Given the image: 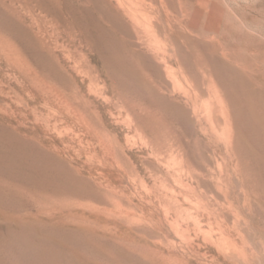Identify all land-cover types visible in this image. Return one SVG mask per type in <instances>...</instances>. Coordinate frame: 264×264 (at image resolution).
Listing matches in <instances>:
<instances>
[{"label":"bare ground","instance_id":"bare-ground-1","mask_svg":"<svg viewBox=\"0 0 264 264\" xmlns=\"http://www.w3.org/2000/svg\"><path fill=\"white\" fill-rule=\"evenodd\" d=\"M101 1L103 2V0ZM104 1L109 5L116 3V9L122 11L123 16L129 19L131 23L123 24L121 23V20H116L117 17L114 16L112 11H108V16L102 15L101 10L99 9L100 7L98 8V6H96L98 10L95 12L97 13V16H99V22L97 23V19V21L93 23L97 25L96 29L98 30H100V27L101 29L102 27L104 28L103 34L106 40L101 41L102 48L98 45L95 46V44L88 45V51L91 59L89 57L87 63H91V61H93V57L97 60V62L102 64L100 74L105 79L104 82L107 92L118 91L119 94L135 93V95H140L144 88H153L155 83V80H153L154 78L160 79L159 75H155V73L147 74L145 69L138 68L142 75H140L139 78L141 77L143 82H141V80L137 77L140 80L138 83L135 81L136 84H134V81H132L134 83L129 81L131 82L129 84L124 81V71H117L114 73L115 70L112 71L114 66L112 65V69L110 64L111 61H109V59L115 57H113L114 55L111 51L109 52V50L106 51L111 53L112 56L110 57L107 55L110 57L109 58L105 55V49H108L105 46L110 44L111 47V44L115 42V37L113 36V38L110 36V32L112 35H116L121 39L119 42L121 43L119 54L123 52V54L127 55V58L134 59L136 55H139L135 49L146 48L150 54V56L145 59L149 63V71L151 72V70L155 69L159 71L158 67H165L164 70L166 72V76L168 79L173 80L172 83L174 85H176L178 80H175L176 71L174 72L172 70L170 64L175 63L182 71L186 70V72L192 74L194 85H192V89L190 88L192 90L191 93L187 94L188 97H185L187 100L186 105H190V110L194 116H197L198 110L200 109L198 106V97L200 96H198L199 93L197 94V91L200 90V85L197 78L198 74L202 75V84L204 85L207 83V89L211 95V100L208 102V99L206 101L207 103L204 102L206 104H203V112L205 113L207 121L210 122L213 132L212 137H214L211 139H214V141H212V145H210L211 147L208 148L209 152L208 150L200 151L198 148L196 151V147L194 148L191 146L192 144L189 141L186 145H178V155H176V158L179 159L181 166L177 171L172 172L170 170L169 162L166 161V163H164L163 152L160 153L159 148L163 144L174 145L177 143L180 144L181 142L178 139L170 140V138H168L170 134V127L167 126L168 128H165L166 125L164 126L162 121L153 119V123L150 122L153 117L149 111L150 109L148 110L147 108H138L137 106H133L123 100L120 95H116L118 96L117 102L120 103L117 107L126 109L134 114L135 118L132 120L131 125L134 131L141 134H151L156 133L157 130L164 129L168 132L164 135L163 139L159 136H154L152 139L144 137L147 141L144 142L146 144L145 146H152L150 157L152 158L151 160L154 161L151 163L155 165L140 162L141 164L138 167L134 166L132 159H137V156L134 154H131V157L128 156L122 147H119L116 152L108 150L106 147L104 149V146H102L103 141H100V146L105 151V157H111L109 159L106 158L107 165L104 167L110 173L112 172L111 175L114 178V183L116 184L115 186L111 183L104 184L103 181L101 182V179H104L105 177H103V175H98L96 172V175H98L97 177L92 175L90 171L91 175L89 178H85L86 176L84 177L82 175V170L77 169L78 167L74 168L73 166V162H76V159L70 161L68 160V162H66V160H64L65 158L59 156L57 157V155L54 156V153L49 148L43 146L42 142H39L38 140L34 141L33 138L20 131V125L16 126V128H11L0 119V221L5 222L0 223V258H18L19 260H25L30 257L35 259L46 247V243L43 242L44 240H49L50 242L59 241V243L63 244L66 249H69L70 243L68 244L66 242H68V240L71 241V239L75 237L76 243L81 240L88 245L95 241L94 238H99L101 246L105 248L107 247L108 252L116 255L119 254L121 256L124 255L125 258L134 262V264H189L191 256L194 255L195 257L204 259L207 254L215 250L218 251L219 255L227 263L247 262L248 256L245 253L243 246L245 237H241L240 241L242 246L237 242L238 233L236 230L239 229L240 222L242 220L241 215L240 213L234 212L235 210L232 208L231 203V200L236 195V191L235 187L230 188L231 173L233 172L229 162H233L238 158L236 149L237 144L234 138V123L227 106L224 104L219 92L213 85L212 75L206 71L204 66L199 65L196 60L194 63L196 66L195 71L198 72L197 74L194 70H192L194 63L192 64L191 62L192 69L189 68L190 66H185L183 62L184 58L181 57L178 47L181 34L194 36L195 32L202 29L201 33L203 38L210 39L212 42L218 44V47H220L223 51L224 57L229 61H233L238 64L243 60L242 55L245 44V34L243 32L242 25H240L241 23H239V25H237L238 23L234 24L230 18L222 17L221 15H212V13L209 14L207 12L198 13L200 10L197 11L195 4V2H198L197 0ZM0 2H3L4 5L6 2H10V4L7 5V11L8 13L10 12L12 16L15 15L13 17H17L16 20H18V23L16 24H4L5 27L2 29L8 33L11 32L12 35L16 36V38L19 37L18 39H20L23 47L29 48L30 50L32 49V51H35V54L40 55L41 58L44 57L43 60L46 59L49 61L51 58H56L59 65H61V69H65L66 66L61 64L62 60L60 61L58 55L56 56L57 52H61L58 50L63 48L53 43V35H49L47 30L41 28L40 21H38L35 16L31 15L29 17L32 25L25 27V21L20 13V10L17 9V7L14 8L15 6L12 5L13 0H0ZM15 2L17 1L15 0ZM31 2L33 1L31 0ZM99 2L100 1L98 0L97 4ZM90 3L93 4L92 2ZM169 8H174V15H171V13L168 12ZM4 14L8 17L7 13ZM226 14L228 13L226 12L225 15ZM0 16H2V14ZM89 16L91 17V15ZM89 16L87 14V19H89ZM10 18L8 17L9 20ZM3 19H6L5 16ZM1 26L3 27V24ZM81 33L79 32V34ZM88 34H86L87 36L84 34L86 38L88 37ZM98 35L96 37H98ZM159 35H162L171 44V55L160 51L153 44V40L157 39ZM8 39L0 36V50L5 52L6 61L10 63V65H13L23 71L25 73V77L30 80L33 87L44 86L46 89L48 88V93L54 94L59 107L62 111H64L62 114L69 117L75 126L89 134L93 133L90 123L79 109L84 107L86 102L82 101V99L80 102L76 103L77 106H75L70 103L68 99H66L65 94L67 93H63L70 89L69 83L71 82L67 81V79H69L68 75L67 79L64 77V74L61 78L58 77L60 74L57 76L59 78L57 80H60L58 82L61 87L60 89H57L58 86L54 88V86L51 87L44 85L46 82L44 83L43 80L41 81L39 77L33 73L34 71H31L27 61L25 60L26 58L24 59V56L22 57V55L18 52L19 48L17 49L14 47ZM87 40L89 41V39ZM89 43H91V41ZM96 43L98 42L96 41ZM116 46L117 44L115 47ZM113 53H116L115 50ZM37 59L34 58V60ZM56 59H54V61H56ZM115 61L117 62L119 60L116 58L114 63ZM44 62L46 61L44 60ZM119 64L117 65V63H115L114 65L119 67ZM46 65L47 62L43 65L44 68ZM49 71L52 72V70ZM68 71L69 70L67 69V74ZM36 72L38 73V71ZM127 76H129V74ZM140 82L141 84H139ZM179 85L181 86V84ZM163 88L167 90V85H163ZM148 92L150 91L148 90ZM71 101H73V99ZM144 101L145 100H143V102ZM170 102L172 105L177 103L174 99H171ZM164 104L167 103L164 102ZM144 105H146V103ZM178 106L176 108L180 107ZM172 107L170 108L172 109ZM183 108L184 107H182V110L180 109L181 111L179 112V115L186 120V124H189L191 120L189 119V112L187 111L188 108ZM176 111L178 110L176 109ZM172 123L173 122L171 121L170 124ZM75 132L76 131L71 128H68V134L71 135L73 139H78L80 136ZM190 146L193 147L195 151ZM169 151L173 152L172 149H169ZM218 159H221V161L224 162L225 168L219 166L218 169L215 170V168L212 167L211 163L213 161L218 162ZM163 163L166 164V169H168L166 174L161 171ZM236 166L238 167V164ZM128 167H132L139 176L140 172H138V169L141 173L149 172L152 169L151 172H153V175L151 177L153 185L150 187L144 176H140L139 178L129 177L127 172ZM237 167H235V170H237ZM169 179H171L174 184L180 183L181 186L184 185V181L198 186L207 184L214 187L218 193L213 194L210 190L208 193L201 192L200 196L198 195V199H200L198 203L200 205H197L202 207L201 213L192 215L193 213L190 214L188 212L183 219L182 215H179L182 213L180 211V198H184L186 203L192 202L189 201L188 197L182 196V194L177 192L176 189L169 186ZM8 191L13 194H17V196L13 195L12 197L17 198L14 208H10L13 209L12 213H21V215H6L1 207V205L4 204L3 200L7 199L5 194ZM10 192H8L9 195H11ZM44 194H50L52 197L54 196V198L64 199H58L57 203L49 204V202H44ZM65 197L68 199L87 200L88 203H74L75 205H72V203H68L69 200ZM12 198L10 199L11 201L13 200ZM134 200L138 201L137 205L141 207L143 213V216L140 215L138 219L131 215V208L126 209L124 207L125 201L132 205V201ZM212 200L215 203L214 209L210 206ZM11 201L9 203H11ZM225 204H228L229 210L234 212L232 229L225 227L227 222L226 217L223 215V210L226 209ZM34 208H36L38 215L45 214L43 213L45 210L50 211V213L47 214V218L45 219L46 221L38 220V215L32 216L30 211ZM146 212L148 214H146ZM55 213H60V216L57 217ZM5 219H7V221H5ZM30 220L35 221L31 223L32 226H29L28 224ZM40 221L52 228L47 229V226L46 230L35 228L37 226L36 222L39 223ZM7 222L9 223L7 224ZM24 223L25 226H22ZM203 223L206 225L205 227L202 225ZM184 225H186V227H189L190 225L193 226L199 237H201V241L203 243L195 245L193 242H190L186 247L182 246L180 244L181 242H178V240L179 238L183 240L182 237H180V231ZM151 246L153 248H151ZM160 249H162V251ZM202 250H204L205 253L200 255V251ZM165 251L168 253L167 256L165 255ZM135 255L139 256L144 263L137 261L134 257Z\"/></svg>","mask_w":264,"mask_h":264},{"label":"rangeland","instance_id":"rangeland-1","mask_svg":"<svg viewBox=\"0 0 264 264\" xmlns=\"http://www.w3.org/2000/svg\"><path fill=\"white\" fill-rule=\"evenodd\" d=\"M16 1L17 2L13 0L12 5L15 6L14 8L17 7V9L20 10V13L25 21V27L32 25V23H30L29 16H35V18L40 21L41 28L47 30L49 35H53V43L63 48L59 49L58 51L65 52H57L56 56L58 55L60 61L62 60L61 64L66 66L65 69L69 70L68 74L66 73L65 69H61V65H59L56 58H51L52 62L51 60L48 61L44 59L47 62V68H45L46 71H48L46 72L43 66L46 64V62L43 60L44 57L41 58V56L35 54V51H32V49L30 50L29 48L23 47L20 39H18L19 37L16 38V36L12 35L11 32L8 33L3 30L5 27L4 24L18 23V20H16L17 17H13L15 15L12 16V14L10 12L8 13L7 11V5H9L10 2H6L5 5L3 2H0V15L2 14V16H0V21L3 24L2 27L0 22V36L6 39L10 37L8 41H11L10 43H12V45L17 49L19 48L18 52L20 55H22V57L24 56V59L26 58L25 60L27 61L31 71H34L33 73H35V75H37L41 81L43 80L44 83L46 82L44 85L51 87L54 86V88L58 86L57 89H60L61 87L58 83L60 80L57 79L61 78L63 74L67 79L68 75L69 79H67V81L71 82L69 83L70 89L63 93H69L68 95L65 94V97L75 106H77L76 103L80 102L82 99V101L86 102V105L79 109L90 123L93 133L89 134L75 126L69 117L62 114L64 111H62L59 107L54 94H49L48 88L46 89L44 86L33 87L30 80L25 77V73L15 66L10 65V63H8L5 59V52L0 50V119L8 126L11 128H16V126L20 125V131L33 138L34 141L38 140L39 142H42L43 146L49 148L54 153H52L54 156L57 155V157L59 156L65 158L64 160H66V162H68V160L70 161L76 159V162H73V166L74 168L78 167L77 169H81L82 175L84 177L86 176L85 178H89L91 174L95 177L98 175H103L105 178H102L101 182L103 181L104 184L111 183L115 186L116 184L114 183V178L111 175L112 172L110 173L105 168V165H107V159L111 157H105V151L100 146V141H103L102 146H104V149L106 147L108 150L116 152L119 147H122L128 156L131 154L137 156V159H132V162L134 166L138 167L141 164L140 162L144 164H152L151 162H154L150 157L152 146H145L146 144L144 142L147 141L144 137L147 139H152L154 136H159L161 139H163L164 135H166L168 132L164 129L157 130L156 133L151 134H141L134 131L131 126L132 120L135 118L134 114L126 109L117 107V105L120 103L117 102L118 96L116 95H120L123 100L133 106H137L138 108H147L148 110L150 109L149 111L153 116L150 122L153 123V119L162 121L164 126L166 125L165 128L170 127V134L168 138H170V140L178 139L181 142L180 144L177 143L174 145L161 144L162 146L159 148L160 153L163 152L164 163H166V161L169 162L170 170L172 172L177 171L181 166L179 159L176 158V155H178V145H186L189 141L192 144H190L191 146L194 148L196 147V151L197 148L200 149V151H207L208 148L211 147L210 145H212V141H214V139H211L214 138L212 137L213 132L210 122L207 121L205 113L203 112V106L207 103L206 101L208 99V102L211 100V95L207 89V83L204 85L202 84L203 82L201 74H198L197 78V81L200 85V90L197 91V94L199 93L198 96H200L198 97V106L200 109L198 110L197 116H194L190 110V105H188L189 107L186 105V97H188L187 94L191 93L192 85H194L192 74L186 72V70L182 71L175 63L170 64L172 70L174 72L176 71L175 80H178V83L176 82V86L172 83V79L167 78L166 72L164 70L165 67H158L159 71L155 69L156 71L151 70L150 72L149 63L147 60H145L148 56H150L146 48L135 49L139 55H136L134 59L127 58V55L123 54V52L119 54L121 44L119 42L121 39L116 35H112L110 32V36L115 37V42L111 44V47L110 44L105 46L108 48L105 49V51H111V53L114 55L113 57H115L109 59V61H111V68L114 66L112 71L115 70L114 73L117 71H124L123 77L124 81L127 83L130 84L132 81H136L138 83L140 80L143 82L141 77L139 78L141 71L138 68L145 69L147 74L155 73V75L160 76V79H153L155 80L154 86L151 88L153 90L148 87L145 89L143 86L144 89L142 88L143 92L140 95H135V93L119 94L118 91V93L111 91L107 92L104 82L105 79L100 74L102 64L97 62V60H95L93 57V61H91V63H87L90 57L88 45L95 44V46L98 45L102 48L101 41L106 40L103 34L104 28L102 27L101 29L100 27V31L96 29L97 25L93 23L96 22L97 19V23L99 22V16H97V13L95 12L98 10L96 6H98V8L100 7L99 9L101 10L102 15H107V13L112 11L114 16L117 17L116 20H121V23L123 24H131L129 19L123 16L122 11L116 9V3L109 5L104 0L103 2L99 0L102 5L100 2L97 4L98 0H83L85 3L82 0H32L33 2H31V0ZM197 1L198 2H195V4L197 11L200 10L198 13L207 12L209 14L212 13V15L216 14L221 15L222 17H228L233 21L234 24L238 23L237 25H239V23H241L240 25H242L243 32L245 34V44L242 55L243 60L238 63L239 65L226 59L223 55V51L220 49V47H218V44L212 42L210 39L203 38L201 28L200 31L198 30L195 32L194 36L181 34L178 47L181 57L185 59H183L185 66H190L189 68H191L192 64L196 60L199 65L204 66L206 71L212 75L213 85L219 92L224 104L227 106L234 123V138L237 144L236 149L238 158L233 162H229L233 172L231 173L232 176L230 188L235 187L236 191V195L231 200V203L232 208L235 210L234 212L240 213L241 215L242 220L240 222L239 229L236 230L239 235H237V242L242 246L240 240L241 237H245L243 246L248 259L245 263H227L219 255L218 251L215 250L207 254L206 258L204 259L195 257L194 255L191 256V260L189 259V264H264V0ZM90 2L95 5L91 4ZM3 11L4 13L8 14L9 18L11 17L10 20L8 17H6L7 15L4 14ZM174 11V8H169L168 12H170L171 15H174ZM226 12L228 14L225 15ZM87 14L88 16L91 15L93 19L90 16L88 17L89 19H87ZM4 16L7 20L3 19ZM85 30L90 34H88ZM78 31L82 33L79 34ZM84 34H88V37L86 38ZM97 35L98 37H96ZM87 39H89V41ZM90 41L91 43H89ZM96 41L98 43H96ZM116 44L117 46L115 47ZM153 44L160 51L171 55L172 46L162 35H159L157 39H154ZM113 49L116 53H113ZM109 52L106 51L105 55H109L111 57L112 54ZM35 56H38L39 58ZM34 58H38V61L34 60ZM116 58L119 61H115V63L118 65L120 62L121 69L120 64L119 67L114 65V60H116ZM54 59H56V61H54ZM192 68L191 69L197 74L198 72L195 71V63L193 64ZM49 70H52V72ZM36 71H38V73ZM50 73L54 74L51 75ZM59 74L60 76H58ZM128 74L129 76H127ZM136 82L134 84H136ZM141 82L139 84H141ZM179 84H181V86ZM163 85H167V90L163 88ZM178 87L180 88V91ZM148 90L150 92H148ZM71 98L73 101H71ZM171 99H174L175 102H177L175 105L173 104L174 106L170 102ZM143 100L145 101L143 102ZM148 100L150 101V104ZM164 102L167 104H164ZM145 103L146 105H144ZM169 106H173L174 108L172 107V109L174 111ZM177 106L179 108H176ZM182 107L188 108L187 111L189 112V119L191 120L189 124H186V120L179 115ZM176 109L178 111H176ZM171 121L173 122L172 124H170ZM68 128L76 131L75 133H77L81 138L79 137L78 139H73V137L68 134ZM193 147L191 148L193 149ZM169 149H172L173 152H170ZM218 160V162L213 161L211 163L212 167H214L215 170H217L219 166L225 168L224 162L221 161V159ZM164 163L162 164L161 171L166 174L168 169H166V164ZM237 164L238 167L236 166ZM235 167H237V170H235ZM151 171L141 173V171L138 169L140 176H144L146 178V182L150 187L153 185L151 177L153 172ZM95 172L98 175H96ZM127 172L128 176L131 178L140 177L132 167H128ZM168 185L176 189V191L181 193L182 196L188 197L189 201L192 202L186 203L184 198H180V211L183 214L180 213L179 215H182L183 219L188 212L190 214L193 213L192 215L201 213L202 207L197 206L200 205L198 203L200 200L198 197L200 196L201 192L208 193L210 190L213 194L218 193L214 187L207 184L198 186L184 181V185L181 186L180 183L174 184L172 180L169 179ZM8 192H6L7 195L5 194L7 199H5L6 201L3 200L4 204L1 205V207L3 208L6 215H21V213H12L13 209L10 208H14L17 199L12 197L13 195L17 196V194L10 192L11 195H9ZM43 197L44 202H49V204L57 203L59 199L54 198V196L52 197L50 194H44ZM11 198L13 199L12 201L10 200ZM63 199L64 198L59 200ZM68 200V203H72V205H75L74 203H88L87 200H77L71 198ZM10 201L11 203H9ZM63 202L66 203L65 201ZM137 204V200L132 201V205H130L127 201L124 203V207L126 209H132L131 215L136 219H138L140 215L143 216L141 207H139ZM214 204L215 203L212 200L210 205L212 209L215 208ZM225 207L226 209L223 210V215L227 219L225 227L232 229L234 212L229 210L228 204H225ZM30 213L32 216L38 215L36 208L31 209ZM43 213L45 214L38 215V220L46 221L45 219L47 218V214L50 213V211L45 210ZM146 214L148 213L146 212ZM55 215L58 217L60 216V213H55ZM5 221H7V219H5ZM1 222L5 223L4 221H0V223ZM32 222L35 221L30 220L28 223L29 226H32ZM8 223L9 222H7V224ZM39 223L42 222L40 221ZM39 223L36 222L37 226L35 228L40 230H46V226L47 229L52 228L45 223ZM202 225L204 227L206 226L204 223ZM22 226H25V223ZM181 231L180 237H182L183 240L179 238L178 242H181L180 244L182 246L186 247L190 242H193L195 245H200L203 243L201 241V237H199L193 226L190 225L189 227H186V225H184L182 226ZM94 240L95 241L92 244L88 245L81 240L76 243V238L74 237L71 239V241L68 240V242H66L68 244L70 243L69 249H66L63 244L59 243V241L50 242L49 240H44L43 242L46 243V247L35 259L30 257L25 260H19L18 258H0V264H134V262L125 258L124 255L121 256L119 254L116 255L108 252L107 247L105 248L101 246L99 238H94ZM151 248L153 247L151 246ZM160 250L162 251V249ZM204 253V250L200 251V255H203ZM165 255H168L167 251H165ZM134 257L137 259V261L143 262L139 256L135 255Z\"/></svg>","mask_w":264,"mask_h":264}]
</instances>
